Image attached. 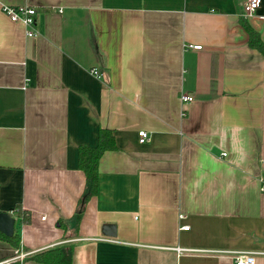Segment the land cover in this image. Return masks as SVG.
<instances>
[{"label": "crops", "instance_id": "obj_1", "mask_svg": "<svg viewBox=\"0 0 264 264\" xmlns=\"http://www.w3.org/2000/svg\"><path fill=\"white\" fill-rule=\"evenodd\" d=\"M244 2L0 0V211L29 215L22 251L69 235L73 264H264V54L244 28L264 43V0ZM4 4L35 7L37 36ZM101 128L117 149L76 223ZM16 252L0 240V264Z\"/></svg>", "mask_w": 264, "mask_h": 264}, {"label": "trees", "instance_id": "obj_2", "mask_svg": "<svg viewBox=\"0 0 264 264\" xmlns=\"http://www.w3.org/2000/svg\"><path fill=\"white\" fill-rule=\"evenodd\" d=\"M244 28L249 36V45L251 48L264 54V43L259 35L249 23L244 22ZM117 149L114 130L101 128L98 132V144L96 147H81L79 149V169L85 174V195L81 201V209L77 216L74 218V222L79 223L83 215L82 211L86 203L98 193L99 188V164L102 157L107 152L115 151ZM17 211H21L20 207L16 208ZM15 209V211H16ZM22 214L21 223L15 226L14 235L11 237L6 236L0 232V240L8 242L13 248L21 247V235L19 228L21 224L29 222L30 218L26 212H19ZM12 214V213H11ZM14 214V211H13ZM21 217V216H20ZM77 235V234H76ZM69 235L64 236V240L67 241L55 247L45 249L28 256L25 261L33 260L39 264H73V254L75 245L69 241ZM12 257L10 260H12ZM8 261V260H7ZM8 264H22L19 261H11Z\"/></svg>", "mask_w": 264, "mask_h": 264}, {"label": "built area", "instance_id": "obj_3", "mask_svg": "<svg viewBox=\"0 0 264 264\" xmlns=\"http://www.w3.org/2000/svg\"><path fill=\"white\" fill-rule=\"evenodd\" d=\"M262 0H245L243 5V16L248 18L255 15L256 11L261 7ZM2 10L4 14L14 23H21L27 28V37L37 36V31L35 29L37 23V9L29 5L22 6H10L2 5ZM201 46H194L195 49H200ZM91 74L97 78H102V74L97 69H92ZM194 99L189 95H182V103L191 102ZM150 141V135L146 131L139 132V142L145 144ZM223 156H226L224 154ZM22 218V216H21ZM183 219L184 215H180ZM189 226L182 227V230H188ZM182 252L183 250H178ZM28 253L22 250H17L16 257L12 260L3 262V264H8L11 261H19L23 263L28 257ZM235 264H255L256 263V253L255 252H239L234 256Z\"/></svg>", "mask_w": 264, "mask_h": 264}, {"label": "water", "instance_id": "obj_4", "mask_svg": "<svg viewBox=\"0 0 264 264\" xmlns=\"http://www.w3.org/2000/svg\"><path fill=\"white\" fill-rule=\"evenodd\" d=\"M16 219L9 212L0 211V232L8 237L14 235ZM104 234L109 237L116 236V227L113 225H106L104 227Z\"/></svg>", "mask_w": 264, "mask_h": 264}, {"label": "rangeland", "instance_id": "obj_5", "mask_svg": "<svg viewBox=\"0 0 264 264\" xmlns=\"http://www.w3.org/2000/svg\"><path fill=\"white\" fill-rule=\"evenodd\" d=\"M19 249L21 250V249H22V247L18 248L17 250H19Z\"/></svg>", "mask_w": 264, "mask_h": 264}]
</instances>
